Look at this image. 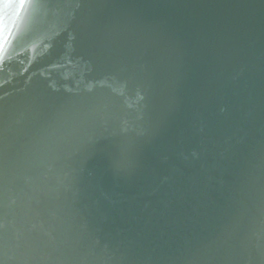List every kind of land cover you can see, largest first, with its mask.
<instances>
[{
	"label": "water",
	"instance_id": "1",
	"mask_svg": "<svg viewBox=\"0 0 264 264\" xmlns=\"http://www.w3.org/2000/svg\"><path fill=\"white\" fill-rule=\"evenodd\" d=\"M0 30L4 264H264V0H0Z\"/></svg>",
	"mask_w": 264,
	"mask_h": 264
},
{
	"label": "snow or ice",
	"instance_id": "2",
	"mask_svg": "<svg viewBox=\"0 0 264 264\" xmlns=\"http://www.w3.org/2000/svg\"><path fill=\"white\" fill-rule=\"evenodd\" d=\"M27 0H19V6L23 7ZM41 4L51 3L52 0H38ZM14 5L5 2L3 4L4 9L9 7H13ZM0 37H2V30H0ZM3 54V44L0 43V59H2ZM63 109L62 107L57 110V116L62 115ZM140 136L146 135V131H142L139 134ZM136 164V142L130 141L123 145H121L119 149V153L113 161V167L117 172L128 173L131 172ZM2 229L3 223L0 222V245H2L3 237H2ZM54 239V237L52 238ZM110 259V258H109ZM0 264H4V261L0 259ZM103 264H109V260H105Z\"/></svg>",
	"mask_w": 264,
	"mask_h": 264
}]
</instances>
